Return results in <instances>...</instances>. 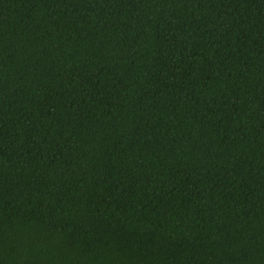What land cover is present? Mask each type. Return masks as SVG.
I'll return each instance as SVG.
<instances>
[{
  "label": "trees",
  "instance_id": "16d2710c",
  "mask_svg": "<svg viewBox=\"0 0 264 264\" xmlns=\"http://www.w3.org/2000/svg\"><path fill=\"white\" fill-rule=\"evenodd\" d=\"M0 264H264V0H0Z\"/></svg>",
  "mask_w": 264,
  "mask_h": 264
}]
</instances>
